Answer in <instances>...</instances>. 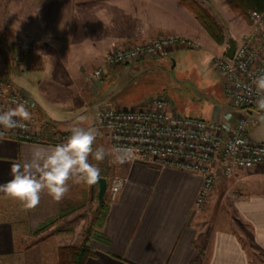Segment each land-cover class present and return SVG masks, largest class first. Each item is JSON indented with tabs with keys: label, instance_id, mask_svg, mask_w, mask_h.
<instances>
[{
	"label": "crops",
	"instance_id": "crops-1",
	"mask_svg": "<svg viewBox=\"0 0 264 264\" xmlns=\"http://www.w3.org/2000/svg\"><path fill=\"white\" fill-rule=\"evenodd\" d=\"M199 1L216 15L211 0ZM219 7L215 10L224 23L231 9L225 0ZM160 35L182 36L196 41L198 48L212 56L225 55V45L217 44L180 0H0V56L14 61V67L22 66L21 71L29 67L39 76L54 74L60 79L57 84L38 87L36 98L22 88L31 98L35 132L49 131L46 126L52 122L57 123L52 130L56 136L71 134V124L81 125L78 118L85 116L96 95L105 87L110 94L119 90V81H107L109 70L104 80L94 85L81 65L66 61L62 69H54L57 56H96L100 61L115 48ZM21 40L37 45L22 53ZM182 49H171L163 56H176ZM36 78L40 84V77ZM100 81L104 82L101 89ZM93 86L97 88L95 96L91 94ZM238 120L226 119L224 123L235 125ZM53 146L4 139L0 142V184L12 178V163L27 161L34 149ZM93 148H97L95 144ZM110 160L97 162L90 157L108 184L114 174L124 176L125 183L115 200L110 201L106 193L109 210L102 228L94 229L108 242L92 239L95 254L84 264H256L254 253L264 258V167L236 172L243 176L236 182L239 197L233 204L244 224L238 229L208 231L199 227L201 174L153 162L120 165ZM98 190V183L69 182L62 201L55 202L44 192L33 210H25L19 201L0 193V264H57L59 248L76 246L77 238L87 234L92 219H84L82 214L92 210L93 203L98 204ZM58 214L61 217L52 226L34 233Z\"/></svg>",
	"mask_w": 264,
	"mask_h": 264
},
{
	"label": "built area",
	"instance_id": "built-area-1",
	"mask_svg": "<svg viewBox=\"0 0 264 264\" xmlns=\"http://www.w3.org/2000/svg\"><path fill=\"white\" fill-rule=\"evenodd\" d=\"M249 22V29L236 41L233 58H215L214 66L223 76L228 103L235 108L257 112L255 101L258 97L253 80L264 74V10L251 11ZM36 45L34 41L21 40L19 50L29 53ZM197 47L196 41L182 36L160 35L143 43L113 49L105 56L104 64L93 69L86 77L88 82L96 85L106 68L163 57L175 48ZM21 102L31 113L29 94L0 74V112L14 108ZM94 110V120L105 131L111 147L123 146L136 150L135 159L130 163L153 162L201 174L204 184L197 199L198 207L208 199L220 176H232L237 170L253 169L264 164V142L250 135L245 117L235 125H229L181 116L171 109L165 95L131 108L104 105ZM25 124V128L8 131L6 139L47 143L49 136L46 131L33 130V118ZM0 131H3L2 127ZM69 135L61 133L55 139L65 142ZM124 183L125 177L122 175L114 174L110 178L107 191L110 201L116 199ZM114 187L117 189L115 192Z\"/></svg>",
	"mask_w": 264,
	"mask_h": 264
},
{
	"label": "rangeland",
	"instance_id": "rangeland-1",
	"mask_svg": "<svg viewBox=\"0 0 264 264\" xmlns=\"http://www.w3.org/2000/svg\"><path fill=\"white\" fill-rule=\"evenodd\" d=\"M211 1L212 11L216 13V18L221 19V14L215 10L216 8L220 9L221 0ZM224 19L225 33L232 35L236 41L249 29V15L243 17L231 9ZM220 21L222 22V19ZM224 45L227 49V40ZM218 57H226V55L212 56V54H208V50L200 47L184 48L176 56L146 58L115 68H106L101 80H104L106 71L109 70L107 81H119V90L115 94L114 92L110 94L108 87H105L101 95H96L90 108L84 112L86 120L80 126L95 127L98 130L95 146H104L108 149L111 146L105 131L94 120V109L104 105L131 108L154 97L165 95L169 99L171 109L181 116L198 117L210 122H224L226 119L232 121L245 117L248 120L247 129L250 135L255 140L264 142V122L257 119V112L247 108H235L228 103L223 76L214 66V60ZM66 61L81 65L87 75L93 69L104 64V60L99 61L96 56H57L54 69H62ZM13 62L6 56H0V74L17 84L18 87L26 89L35 98L38 87H48L53 85L54 81L57 84V81L60 80L57 76H52L54 74L39 76L38 72L29 67H25L24 71H21L23 67L21 66V68L20 65L14 67L12 66ZM7 69L11 71L8 72ZM35 76L40 77V84L39 78ZM30 80L34 83H31ZM98 85L101 89L104 82L100 81ZM96 91L97 88L93 86L91 94L95 96ZM81 111L83 110L81 109ZM65 126H63L65 129L69 128V126ZM73 126L74 124H71V127ZM259 166L264 167V164ZM242 176L239 173L232 176H220L208 199L198 207L200 219H202L199 225L201 229L206 228L208 231L220 228L238 229L240 225L244 224L238 219L233 204L239 197V187L236 182ZM92 207L94 210L82 214L84 219L88 217L92 219L88 221V225L90 223L95 225L97 203H93ZM85 209H89V207L86 206ZM83 239L84 237L77 238L75 245H79ZM253 259L256 264L264 261V258L255 253Z\"/></svg>",
	"mask_w": 264,
	"mask_h": 264
},
{
	"label": "clouds",
	"instance_id": "clouds-1",
	"mask_svg": "<svg viewBox=\"0 0 264 264\" xmlns=\"http://www.w3.org/2000/svg\"><path fill=\"white\" fill-rule=\"evenodd\" d=\"M255 85L257 117L264 122V74L253 80ZM32 115L24 103H17L14 108L0 112V142L6 139L8 131L25 128V122ZM86 117L80 116L79 123ZM65 142L50 149H34L30 158L23 163L10 165L11 179L0 184V193L5 197L19 201L25 210L35 209L41 199V194H47L55 201H62L69 192V182L72 184L95 185L100 180V169L90 163V157L102 162L111 157L110 163L123 165L135 159L136 150L131 147L104 146L93 148L98 130L95 127L73 126ZM120 183V182H117ZM122 187V184L120 185ZM113 191H117L114 187Z\"/></svg>",
	"mask_w": 264,
	"mask_h": 264
},
{
	"label": "trees",
	"instance_id": "trees-1",
	"mask_svg": "<svg viewBox=\"0 0 264 264\" xmlns=\"http://www.w3.org/2000/svg\"><path fill=\"white\" fill-rule=\"evenodd\" d=\"M228 6L235 12H238L243 17H248L249 11H263L264 10V0H225ZM180 2L188 8L202 25V27L206 30L209 36L219 45H222L226 42V33H225V25L221 22L216 16L209 11L199 0H180ZM57 123L49 122L46 126L49 131L47 143L50 144H59L56 137L57 132H52ZM101 175H104L102 173ZM109 210V204L105 200L103 203L97 204V208L95 209L96 220L95 225H88L86 230V235L84 236L83 241L76 246L69 245L60 247L57 254V264H84L86 260L93 256L95 253L91 246V240L108 242L107 238L100 232L96 231L94 228L97 227L99 229L102 228L105 218L107 216ZM61 217V214H58L55 217L49 218L34 231V233H39L48 229L52 226L58 218ZM90 234V235H89Z\"/></svg>",
	"mask_w": 264,
	"mask_h": 264
},
{
	"label": "water",
	"instance_id": "water-1",
	"mask_svg": "<svg viewBox=\"0 0 264 264\" xmlns=\"http://www.w3.org/2000/svg\"><path fill=\"white\" fill-rule=\"evenodd\" d=\"M228 47L225 51V55L228 58H233L235 49H236V40L232 37V35H229L227 38ZM99 190H98V201L99 203H103L105 201L107 188H108V181L105 177H100V180L98 182Z\"/></svg>",
	"mask_w": 264,
	"mask_h": 264
}]
</instances>
